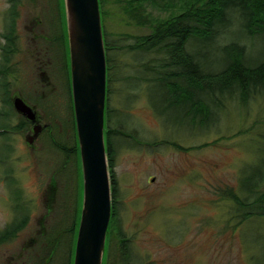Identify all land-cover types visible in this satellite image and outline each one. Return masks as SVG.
<instances>
[{
	"label": "rangeland",
	"instance_id": "1",
	"mask_svg": "<svg viewBox=\"0 0 264 264\" xmlns=\"http://www.w3.org/2000/svg\"><path fill=\"white\" fill-rule=\"evenodd\" d=\"M101 3L103 28L109 38L122 44L126 41L124 37L151 32L150 25L130 19L115 0ZM147 10L157 20L169 15L168 11L153 6ZM250 42L258 56L262 44L256 37ZM120 56L117 61L125 63L129 71L131 56ZM116 86L109 104L115 108L119 120L129 113L124 128L131 137L125 142L120 138L115 141L118 214L136 256L145 264H261L264 218H251L233 227L234 221L228 215L231 201L220 198L216 189L229 186L236 191L241 169L259 157L264 159V92L250 96L245 103L236 98L224 99L223 106L216 109L214 122L207 127L188 129L191 126L187 123L172 121L177 119L175 113L164 114L160 108L150 106L151 102H160L156 105L162 106L157 86L145 88L148 96L142 90L131 91L128 87L127 94L122 84ZM58 98V106L53 110L47 105L48 99H43L42 120L51 121L52 125L42 133L38 154H31L36 161L39 155L42 161H37L41 170L38 190L28 187L31 186L28 184L30 161L32 166L35 163L30 151L25 155L22 149L12 146L13 157H21L18 171L20 183H27L26 212L33 222L31 227H35L34 221L39 216L46 214L45 203L52 197L53 216L58 220L72 218L68 214L74 211L78 199L79 171L73 152L64 151L72 146L76 135L68 108L70 102L66 103L64 95ZM163 140L183 146L201 145V148L181 151ZM1 154L5 156L4 152ZM9 187L14 188L12 183ZM20 197L0 182V226L14 215L8 201L16 200L22 206L25 197ZM25 208L17 207V210L20 213ZM3 255L4 251H0V261ZM60 256L58 251V261ZM105 257L106 247L103 260Z\"/></svg>",
	"mask_w": 264,
	"mask_h": 264
},
{
	"label": "trees",
	"instance_id": "2",
	"mask_svg": "<svg viewBox=\"0 0 264 264\" xmlns=\"http://www.w3.org/2000/svg\"><path fill=\"white\" fill-rule=\"evenodd\" d=\"M98 1L103 20L102 0ZM115 1L130 19L138 24L150 25L151 32L124 37L126 41L121 44L115 38H109V33L103 28L106 54L104 132L111 181V214L104 264H145L132 250V240L120 226L119 192L114 170L115 141L120 138L125 142V139L128 141L131 137L124 128L127 114L119 120L115 108L109 104L110 98L115 95L117 83L125 87L122 90L127 94V89L131 88V91H144L146 96L145 88L155 85L160 90L162 106L156 105L160 102H151L150 106L160 108L164 114L170 111L175 113L178 116L172 119L173 122H184L191 126L188 129H194L207 127L214 122L217 119L216 109L223 106L224 99L236 98L245 103L250 96L264 92V0ZM149 6L168 11V17L162 20L151 18L147 10ZM244 37L249 40L245 42ZM255 37L262 44L258 56L254 54L250 42ZM120 54L131 56L129 71L125 63L117 61L118 57L121 58ZM132 83L137 87L132 86ZM127 94L125 98L129 97ZM68 108L73 118L71 102ZM72 126L75 134V125ZM74 139L72 146L64 151L73 152L76 169L79 171L78 199L74 211L68 214L74 220L75 246L82 182L76 135ZM163 142L181 151L201 146H183L169 140ZM55 146L58 148L57 143ZM240 172L236 191L229 186L216 189L220 198L231 201L228 215L234 221L233 227L251 218H264V159L259 157ZM50 208L48 212H51ZM66 219L68 217L65 220L59 219L57 236L53 233L44 234L42 240L52 242L51 248H55L57 242L59 246L65 243ZM53 252L42 251V264L51 263L47 256H52ZM55 252L57 254L58 251ZM72 262L73 254L69 264ZM261 264H264V254Z\"/></svg>",
	"mask_w": 264,
	"mask_h": 264
},
{
	"label": "flooded vegetation",
	"instance_id": "3",
	"mask_svg": "<svg viewBox=\"0 0 264 264\" xmlns=\"http://www.w3.org/2000/svg\"><path fill=\"white\" fill-rule=\"evenodd\" d=\"M69 57L63 2L0 0V182L14 196L25 197L22 206L16 200L8 201L14 215L0 226V251L6 254L0 264H42V251H54L52 256L46 255L50 264H69L74 253L72 218L65 221V243L61 242L63 244L59 246L57 242L56 247L51 248L52 242L42 240L45 233L59 234V220L52 211L53 197L45 203L46 217L42 214L34 221L35 227H31L33 222L26 212L27 183H20L18 171L21 157L16 155L18 157L14 158L12 153L13 144L25 155L30 151L29 156L35 163L32 166L30 161L28 184L31 186L28 187L38 190L41 187L39 163L42 161L37 155L38 163L31 154H38L42 133L52 125L51 121L42 120L43 99H48L51 110L58 106L60 94L66 96V103L71 102ZM18 103L24 106L25 112L17 108ZM9 183L13 184V190ZM54 184L53 181L52 196ZM17 207L26 208L19 213ZM49 208L52 214L48 212ZM55 251L61 255L59 261Z\"/></svg>",
	"mask_w": 264,
	"mask_h": 264
},
{
	"label": "water",
	"instance_id": "4",
	"mask_svg": "<svg viewBox=\"0 0 264 264\" xmlns=\"http://www.w3.org/2000/svg\"><path fill=\"white\" fill-rule=\"evenodd\" d=\"M62 1L82 182L71 264H103L111 214V181L104 133L106 54L100 7L98 0ZM21 103L17 108L25 112Z\"/></svg>",
	"mask_w": 264,
	"mask_h": 264
}]
</instances>
